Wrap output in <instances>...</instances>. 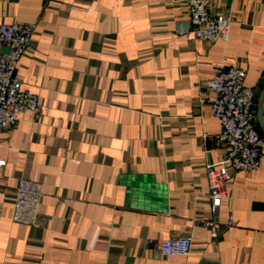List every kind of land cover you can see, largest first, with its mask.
I'll return each mask as SVG.
<instances>
[{
	"label": "crops",
	"instance_id": "obj_1",
	"mask_svg": "<svg viewBox=\"0 0 264 264\" xmlns=\"http://www.w3.org/2000/svg\"><path fill=\"white\" fill-rule=\"evenodd\" d=\"M187 1L0 0V23L33 29L13 77L40 106L0 133V264H264V157L216 213L204 169L217 69L245 71L264 138V0H206L226 42L181 32ZM21 179L43 185L34 225L12 222ZM183 235L187 256L160 253Z\"/></svg>",
	"mask_w": 264,
	"mask_h": 264
},
{
	"label": "built area",
	"instance_id": "obj_2",
	"mask_svg": "<svg viewBox=\"0 0 264 264\" xmlns=\"http://www.w3.org/2000/svg\"><path fill=\"white\" fill-rule=\"evenodd\" d=\"M188 19L182 33L194 39L208 42H226L231 19L225 15H213L208 11L206 0H188ZM33 29L28 24L0 23V133L12 128L18 115L30 112L38 117L40 106L36 94L22 88V83L13 77L22 54L33 47ZM246 73L237 67L217 69L207 83L208 92L215 98L208 99L211 115L219 121L218 142L223 154L217 161L204 165L208 182V198L211 212L216 213L223 200H228L225 185L231 179L230 172H250L258 169L264 157V138L255 127L254 92L244 85ZM5 162L0 160V168ZM42 183L21 179L16 188L12 208V222L34 225L43 195ZM228 224H232L229 216ZM212 235L216 227L210 224ZM192 245L191 235L166 239L159 243L163 256H187Z\"/></svg>",
	"mask_w": 264,
	"mask_h": 264
},
{
	"label": "water",
	"instance_id": "obj_3",
	"mask_svg": "<svg viewBox=\"0 0 264 264\" xmlns=\"http://www.w3.org/2000/svg\"><path fill=\"white\" fill-rule=\"evenodd\" d=\"M14 75V74H13ZM263 120H264V118H263Z\"/></svg>",
	"mask_w": 264,
	"mask_h": 264
}]
</instances>
